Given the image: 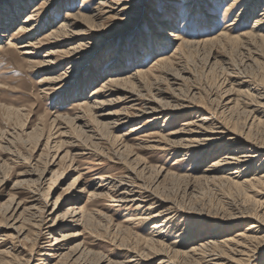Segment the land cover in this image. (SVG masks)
Masks as SVG:
<instances>
[{"label":"bare ground","instance_id":"6f19581e","mask_svg":"<svg viewBox=\"0 0 264 264\" xmlns=\"http://www.w3.org/2000/svg\"><path fill=\"white\" fill-rule=\"evenodd\" d=\"M34 1L6 0L0 6V51L4 48L19 50L26 58L29 69L37 73L46 72L47 76L42 80L45 89L41 93L47 97L55 100L60 93L71 90L70 98H80V101L77 102L74 114L57 115L53 119L50 132L57 129L54 134H58V139L59 137L63 139L54 142L51 138L52 133L49 132L47 135L43 148L48 152L54 150L50 160L47 159L48 155L47 158L44 155L43 163H40V158L23 159L15 148V143L25 142V138H21L24 140L22 141L18 137L31 138L39 128L33 133L32 131L26 133L23 129L18 135L15 133L14 137L9 134L7 135L9 139L3 143L4 147L0 146L3 154L7 155L13 164L27 165L26 170L18 174L22 179L15 182L9 192L8 200L0 204V257L9 258L4 264H14L17 259L14 262L15 258L10 259L9 250L14 252V255L15 253L21 255L25 247L22 248L20 245V248L18 245L22 241L31 244L30 255L38 256L42 264H62L63 261L66 264H78L82 263L86 256L92 255L82 244L70 245L72 240L82 236V231L79 229L86 227L88 219L92 215L99 214L98 211H85L84 208L79 207L78 201L84 193L77 184L79 176L74 179V184H71L67 192L65 202L70 201V204L61 214L57 213L61 198L57 197L52 203L50 201L52 189L63 176L53 169L57 165L55 161L59 160V163L70 161V166L75 157H80L85 152L92 153L98 158L103 157L112 165H123L127 171V175L123 177L114 178L108 175L95 177L94 180L100 182L97 189L106 186V191L105 193L94 191L88 198L91 200L105 197L115 205L118 204L117 207H133L140 212L138 214L140 217L136 219L128 215L124 223L134 224L138 221V223L150 224L147 228V238L141 239V245L146 253L129 250L130 259L121 264L142 261L143 256L147 257L146 259L160 258L157 264H175V260L183 264L185 262L249 264L253 259L257 260L258 254L264 251V141L257 140L255 133L257 128L264 129V93L255 86L257 85L255 82V85L251 84L246 78L247 75L240 76L229 59L218 55V52L215 53L214 48L236 43L239 45L237 47L244 50L250 45L254 46L256 44L253 45L254 42H264V0H231L230 2L193 0L189 5H185L187 18L183 20L184 10H178L172 4L163 5L159 10L155 6L152 7L149 15L147 14L143 19L147 23L146 31L138 30L132 34L129 43L123 41L125 43L122 44H128L127 46L119 44L108 47L104 57L105 68L99 72L101 73L99 78H104L89 95L85 94V89L97 80L95 77L90 78V74L95 73L91 63L100 64V59H95L97 50L101 45L112 41L114 34L124 32L121 27H116L115 22L125 25L124 22L136 20L142 15V1L98 0L93 6L72 10L74 0H71V4L67 2V5L68 0H41L20 20ZM89 1L92 0H84V2ZM146 1L150 4L151 0ZM167 1L172 2V0ZM216 5L223 7L225 5L222 11L223 20L230 14L235 15L234 20L227 24L223 31H219L216 36L207 34L210 37L206 36L207 38L202 40H190L188 36L184 38L179 34L178 20L181 18L183 21L182 28L187 25L190 17L196 18L194 24L201 33L211 34L212 14L216 11ZM117 7L120 8L117 10ZM63 9H65L63 18L55 24L54 17ZM251 16L255 18L250 26H246ZM16 23L19 24L11 32L12 35H9V29ZM237 24H245L246 28L236 33L232 27H238ZM171 46L172 52L166 55L164 51ZM44 47H49V51L41 56L38 63L33 61ZM196 52L199 55L207 54L205 68L208 71L215 67L221 58L223 63L221 69L226 72V78L222 82L225 87L219 90L217 105L213 109L195 102L196 87L183 91L185 84L193 81V75L188 68V59ZM250 53L253 55L252 51ZM150 56L156 57L146 65L145 62ZM249 63L254 64L252 59L247 58L243 64H247L248 68ZM63 64H66L65 68L56 74L57 68ZM134 66L135 69L128 73ZM83 69L84 82L74 83V76ZM114 105H122L121 110L104 111L105 108ZM233 107L239 108L244 116L243 127L247 131L244 134L238 131L239 129L237 131L240 133L231 129L224 119V115ZM18 113L19 111H11L10 115ZM180 115H185L189 119L177 130L168 131L166 124L172 119L177 120L178 117L180 119ZM141 119L147 120L150 124L161 121V124L159 129L139 139L136 138L135 147L157 150L163 154L179 153L182 156L177 157L175 164L195 156L196 162L203 161L204 164L209 160V165L198 177L192 174L181 176L164 174L162 169L149 166L136 156L133 147L124 144L123 140V137L132 135L139 129L133 125ZM126 125H129V129L123 136L113 134ZM39 137L35 138L37 142L41 139ZM147 138L154 139L148 142ZM106 144L111 147L112 152L103 148ZM64 146L71 148L75 154L65 150ZM62 152L64 154L60 157ZM39 163L41 165L38 167ZM4 165V162L0 161V173ZM48 175L51 177L48 178ZM147 178L151 180L149 185L145 184ZM187 179L221 181L235 186L240 192H253L263 200L261 204L254 203L251 216L241 218L232 216L229 219L209 221L215 223L213 226L190 224L188 220L183 219L189 216V213L176 209L173 204L158 197L156 193V188L161 183L167 182L166 180ZM3 183L5 178L0 180V188ZM20 193L25 196L20 198ZM176 218L180 219L178 224H181L182 228L171 244L180 243L182 249L186 247L187 250L170 251L166 248L167 232L173 229V221ZM242 222L247 223L240 228L241 230L236 231L238 226L234 224ZM230 226L233 228H225ZM28 229L31 231L28 233L33 237L28 238L25 234ZM42 231L47 236L40 245ZM11 239L15 241L9 242ZM6 243L11 245V249L6 250L3 247ZM2 247L4 249H1ZM31 257L26 264H30ZM262 260L264 264V258Z\"/></svg>","mask_w":264,"mask_h":264},{"label":"rangeland","instance_id":"374dc122","mask_svg":"<svg viewBox=\"0 0 264 264\" xmlns=\"http://www.w3.org/2000/svg\"><path fill=\"white\" fill-rule=\"evenodd\" d=\"M5 1L6 0H0V6L3 5ZM40 1L41 0H35L33 3H31L28 6L26 12L21 16L20 20L23 19L24 16L31 11V8ZM96 1L98 0H92L89 2H84V0H74V3L72 4L74 6L72 7V10L75 9L81 10L84 7L93 6L96 3ZM141 1H142V7H141L142 15H140L138 19L136 18L137 21L130 20V22H128L129 21L128 20L124 22L125 25L122 23L121 24L118 23V21L115 22L117 23L116 27H121L124 30V32L118 35L114 34V39L112 41H109V43H105L104 45H101V47H99V49L97 50L95 59L96 58L100 59V64L91 63L92 70L95 71V73L92 72L91 73L92 75L90 74L91 79L95 77V79L97 80L94 84L89 85L85 89L86 95H89L90 92L94 88H96L104 78V77L99 78V75L101 76V73L99 74V72H101L105 68L103 64L106 59L104 57H106L108 47H110L111 45L117 46L119 44L123 46H127L128 44H122V42L126 40L127 43H129L130 42L129 40H131L132 38V34L137 32L138 30L146 31L147 23L144 22L143 19L147 17V14L149 15V12L152 7L155 6V8L159 10L162 9L163 5L165 6L167 4L168 5L172 4L174 7L178 8V10L181 9L184 10V15H183L184 17H182L183 20V18L184 19L187 18V12H185L186 11L185 5H189V3H191L193 0H185V1L172 0L171 3H168L167 0H162V1L151 0L150 4L146 0H141ZM230 1L231 0H228V2ZM67 2L68 4H71V0L66 1V5ZM228 2H226V4ZM224 7L221 5L215 6L216 11H214V13L212 14L213 28L211 34L208 32L201 33L200 29L199 28H198L199 30L197 29L196 24H194L196 19L195 17H190L189 20H187L188 21L187 25H185V27L182 28L181 26L183 21H181V18L178 20L179 34L184 38H187L185 36H188L189 37L188 39L190 40L191 39L202 40L204 38L210 37L211 35L216 36L219 33V31H223L224 27L235 18L234 17L235 15L230 14L229 16H227V18L223 20L222 11ZM119 8L120 7H117L116 9L118 10ZM64 11L65 9H63L61 13L56 15L57 17L56 16L54 17V19L56 18L55 24H58L61 21V19L64 16L63 14ZM254 18L255 16H251L246 22V26H250ZM18 24L19 23H16L13 27L9 29L8 31L9 35H12L11 32L15 29V27ZM237 25L239 26L238 27L234 26L235 28L232 27L236 33H240L246 28L244 27L245 24L244 25L237 24ZM207 34L210 36H208ZM261 43L254 42L252 44L253 45L255 44L254 46L256 48L250 45L247 47V49L245 48L246 50L245 49L243 50L242 48L240 49V47H237L239 45L233 43V45L230 44L224 47L214 48V51L215 53L218 52V55L225 56L227 59H229V61L232 63L235 69H237L236 72H238L240 76L246 77L247 75L246 78L249 79L251 84L255 85L256 83L257 85L255 86H258V88L264 93V42ZM228 46H230L229 49ZM235 47L237 48L235 49ZM48 49L49 47H44L40 51L39 53L40 55H38V57H36L35 60L33 59V61L35 62L37 61L38 63L41 60V56H43L44 54H46L47 51H49ZM251 51L253 55H250ZM171 52H172V46L164 51L166 55H169ZM246 52L249 53L247 54ZM255 52H257L259 55H257ZM19 53H20L19 50H15V49L9 50L7 48H4L3 50L0 51V146L1 148L4 147L3 143L5 142L6 139H9V137H7V135L9 134H11L12 137H14L15 133L18 135L19 131L23 129L24 131H26V133L30 131H32L33 133V131H35L36 128L37 129L39 128V130L34 132L31 138H27L24 136L18 137L19 139L25 138L24 139L25 142L21 144L15 143V148L19 152L20 156L23 157V159L28 158L29 160H31V158H34V160H38L40 158L39 159L41 160L40 163H43L44 155L45 158L49 156L47 158L48 160H50V156L54 155L53 154L54 150L52 152H48L44 149L46 137L51 130L53 119L57 115L68 116L70 114L71 115L74 114L75 108L77 107V102L80 101V98L71 99L70 98L71 90L66 93L64 92L60 93L58 99L55 100L41 93L42 90L45 89V87L42 86V80L45 76H47V73L46 72L37 73L35 72V70L29 69L30 67L26 58L23 55H21V53L20 54ZM249 55L251 57H249ZM155 57L156 56H150L149 59L146 60L145 62L146 65L150 64L155 59ZM247 58L248 60L249 58L252 59V62L254 63V64L249 63L248 68L246 66L247 64L246 65L243 64L245 63ZM206 61H207V54L199 55L196 52L190 55L188 59V65H189L188 68L190 69V72L193 75V81L186 83L183 88V91L185 92L189 88L196 87L195 90L197 92V95H195V102H198L201 105H205V107H210V109H213L217 105L216 100H217V96L221 91L220 89L225 87V85L224 86L222 85V82L226 78L225 77L226 72L224 69H221V66L223 64L221 63V58L218 61L219 63L217 62L218 64H216L215 67H212V69L209 71L205 68ZM65 65L66 64H63L62 66L58 67L56 70V74L57 73L59 74V72H61V70L65 68ZM97 67L98 70L96 71ZM134 69L135 66L130 68L128 73H130ZM84 71L85 70L83 69L82 71L78 72L76 76H74L73 79L74 83L77 82L78 84H81L82 82H84V77H83ZM250 93L253 94L252 92ZM121 107L122 105H114L105 108L106 110L104 109V111L119 112L121 110ZM234 108L235 107H233V109H231L229 112L227 111V114L224 115L225 116L224 119L226 120L227 124L231 129L235 131L239 129L238 131L244 134L247 132L243 127V125L245 126L244 116L243 114L240 113L239 108H235V109ZM7 109L10 110V112L19 111V113L17 115H10V112ZM237 112L240 113V115H238ZM180 116H181L180 119L179 117L177 118V120L172 119L168 124H166V129L168 128V131L177 130L178 128H180V126L183 123H185L186 120L189 119V117L187 119V116L185 115H180ZM160 124L161 121L158 123L150 124L145 119L138 120L133 126L139 129L135 133H132V135L130 134L127 137L126 136L123 137L124 144L128 146H132L133 153L136 154V156H138L140 159L145 161L149 166L162 169L164 171V174L171 173L176 176H181L183 174H188V175L192 174V176L198 177L200 175V172L209 165V160H207L203 164V161L196 162L195 156L192 157L190 156L184 162L180 164H175L177 157L182 156L179 153L163 154L162 152L157 150L138 149L137 147H135L136 146L135 144H137V142L134 140L136 138L139 139L141 136L147 133L149 134L150 132L159 129L158 127L160 126ZM128 129H129V125H126L119 128L117 131H114L113 134L116 136H121V135L123 136L125 133H127ZM56 130L51 131L50 133H52L51 136V138L53 139L52 141L56 140L57 142V140L60 141L63 138L59 137L58 139L57 137L58 134H54ZM37 137L41 138L40 141L38 142L35 139ZM263 137H264V129L257 128L255 133V138L256 139L258 138L257 140L259 141L262 140L264 141ZM153 139L154 138H147V141L151 142V140ZM63 148L65 150L67 149L71 151V154H75V152H73L71 148L69 149L67 146H64ZM103 148L108 149V152L111 151V147L109 148L107 144L104 145ZM80 153H84V152L80 151ZM63 154L64 152L61 153L60 157ZM102 159L104 158L103 157L98 158L97 156L92 155V153L85 152L84 155L80 157H75L74 161L71 163L70 166H69L70 161H66V162L61 161L59 163L58 162L59 160H56L55 164L57 165L53 167V169L58 171L61 175L63 174L62 178L59 179L58 183L56 184V187L52 189L50 196L51 203L55 199H57V197L61 198L59 205L60 209L57 212L58 215L65 210L68 204H70V201L65 202V198H67V192L70 189L71 184H74L73 181L78 176L79 179L77 181V184L84 191V193L81 194L80 200L78 201L79 207L84 208L85 211L95 210L99 212L98 215H92L91 218L88 219V222L85 225L86 227L79 229V231H82V236L70 242V245L82 244L85 248H87L88 251L92 253V255L86 256L85 259L82 260V263H78V264H106L107 262H111L110 264H121L130 259L129 250L130 252H135V253L138 252L144 254L146 253L144 247L141 245V239L147 238L148 235L147 228L150 226V224L147 223L142 224V223H138V221H136V223L134 224L124 223V220L128 215L132 217V219H136L137 217H140L138 215L140 214V212L134 210L133 207H120V206L117 207L118 204L115 205V203L110 202V200H108V198L105 197H101L100 199L95 198L91 200L90 198H88L90 194L94 193V191L99 190V193H105L106 191L105 190L106 186H103L104 189L102 187H100V189L99 188L97 189V187L99 186L98 184H100V182L97 179L94 180L95 177L108 175L116 178L127 175V171L125 167H123V165H112L106 159L104 160ZM0 161L4 162L5 164L4 166H2L0 173V180L5 178V183H3V185L0 188V195H1L0 204H1V203H5V201L8 200L7 198H9V194H10L9 192L11 191L15 182L20 181L22 179L20 176H18V174L22 173V171L24 172L27 168V165L13 164L9 160L8 156L3 154L2 149H0ZM40 163L38 164V167L41 165ZM5 168H9V169L6 170ZM2 169L6 171H3ZM49 177H51V175H48V178ZM166 181L167 182L161 183L156 188L157 196L162 199H166L169 203L173 204V206L176 209L189 213L190 215L183 219L188 220L190 224L192 223L194 225L209 224L213 226L215 223H210L209 221L215 219H229L232 218V216L240 217V218L251 216L250 214L252 213L251 208L254 205V203L261 204L263 200L261 197L257 196L253 192L252 193H244L243 191L240 192V190L235 186H230L221 181H210V180L205 181V180H194V179L176 180V181L166 180ZM150 182L151 180H149L148 178L145 180V184L149 185ZM24 196L25 195L23 193L19 194L20 198ZM248 209H251V211L250 210L247 211ZM238 211H240L241 213ZM178 220L180 221L179 218H176L173 221L174 222L173 229L167 232V239L165 241V245H167L166 248L170 251L187 250L186 247L185 249H182L183 247L180 245V243L178 244L176 243L175 245L171 244L174 240H176L175 237L177 236L178 231L182 228V225L178 224L179 223ZM246 223L242 222L241 224L240 223L234 224V226H238V228L235 230L236 231L241 230L240 228H242V226L245 225ZM220 225L223 226V224ZM225 228L231 229L233 227L230 226ZM4 230L5 229H2V231ZM195 230L196 229H194L193 231L195 232ZM29 231L30 229H28V231H26L25 234H27L28 238L33 237L31 236L32 235L31 233H28ZM44 233L45 232L42 231V236L40 237L39 240L40 245L41 243H43V241H45L44 238L47 236L44 235ZM229 234H233V233H229ZM14 241L15 240L11 239L9 242L12 243ZM22 242H20L18 246L20 248L21 246L22 248L25 247L24 251L21 252V255L20 254L16 255V253L14 255V252H11V250H9L11 254L10 259L15 258L13 262L17 259L15 261L16 264L18 263L26 264V262L29 260L28 258L32 256L30 259V264H42L40 263L41 261L38 256L34 255L35 256L34 257L33 255H30L31 244H28L26 242L22 243ZM26 244L27 246H25ZM10 246L11 245L9 243H6L5 246L3 244V247L6 250L11 249ZM3 247L1 249H4ZM224 256L228 257V255H224ZM263 256H264V251H262L260 255L258 254V256L256 257L259 262H257L256 259H253L249 264H262L263 263L262 259L264 258ZM146 258L147 257L143 256L144 260L131 264H157V262L160 259L155 257L152 259H146ZM8 260L9 258L0 257V262H1L0 264H4V261H8ZM174 263L183 264V262L177 260H175ZM186 263L195 264L190 262H185V264ZM62 264H66V262L63 261Z\"/></svg>","mask_w":264,"mask_h":264}]
</instances>
